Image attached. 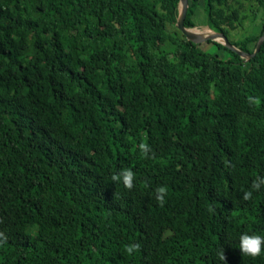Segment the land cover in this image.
I'll use <instances>...</instances> for the list:
<instances>
[{
	"label": "trees",
	"instance_id": "trees-1",
	"mask_svg": "<svg viewBox=\"0 0 264 264\" xmlns=\"http://www.w3.org/2000/svg\"><path fill=\"white\" fill-rule=\"evenodd\" d=\"M188 1L256 54L264 0ZM179 11L0 0V264H264L238 239L264 235V47L211 54Z\"/></svg>",
	"mask_w": 264,
	"mask_h": 264
},
{
	"label": "clouds",
	"instance_id": "clouds-1",
	"mask_svg": "<svg viewBox=\"0 0 264 264\" xmlns=\"http://www.w3.org/2000/svg\"><path fill=\"white\" fill-rule=\"evenodd\" d=\"M140 148L143 152L147 153L148 145L141 144ZM113 182L123 183L127 188L133 187L134 174L131 169H125L119 171L112 176ZM264 183V179L259 180L258 183L253 185L254 188H258L260 184ZM167 190L165 187L161 186L156 189V199L158 202L163 203ZM251 196V192H245L244 199H248ZM239 250L247 256L256 257L264 254V235H259L255 233L244 232L239 235ZM138 245H131L128 247L127 251L129 253L133 252ZM223 258V256H222Z\"/></svg>",
	"mask_w": 264,
	"mask_h": 264
},
{
	"label": "water",
	"instance_id": "water-1",
	"mask_svg": "<svg viewBox=\"0 0 264 264\" xmlns=\"http://www.w3.org/2000/svg\"><path fill=\"white\" fill-rule=\"evenodd\" d=\"M188 8H189V1L188 0H180V11H179V18L177 21V28L182 32V34L187 38V40L191 43L200 45L207 43L209 41H216L218 43L223 44L226 46L228 49L234 51L235 53L239 54L242 59L246 60L247 62H251L254 60L262 51L264 47V37L261 39L257 52L255 55L251 56L246 54L244 51L233 45L228 37L225 34L217 33L212 30H210L213 34L211 36H200L195 34L192 30L185 27V19L188 13Z\"/></svg>",
	"mask_w": 264,
	"mask_h": 264
},
{
	"label": "rangeland",
	"instance_id": "rangeland-1",
	"mask_svg": "<svg viewBox=\"0 0 264 264\" xmlns=\"http://www.w3.org/2000/svg\"><path fill=\"white\" fill-rule=\"evenodd\" d=\"M199 18L201 19V15L199 16ZM263 28H264V21L261 22V23H259V27L257 26V27L254 29V32L257 33L258 35H260V34L262 33ZM195 29H199V30H201V31L206 30V28L203 27V26H198V27H196ZM201 49H202V50H205V51H207V52H209V53H211V54H214V55L219 54V51H218L217 48H215L213 45H208V44L206 45V44H203L202 47H201ZM226 56H227V55H223L222 58H223V57H226Z\"/></svg>",
	"mask_w": 264,
	"mask_h": 264
},
{
	"label": "bare ground",
	"instance_id": "bare-ground-1",
	"mask_svg": "<svg viewBox=\"0 0 264 264\" xmlns=\"http://www.w3.org/2000/svg\"><path fill=\"white\" fill-rule=\"evenodd\" d=\"M192 31L195 34L200 35V36H203V37L211 36L213 34L208 28H206V30H203V31L194 28Z\"/></svg>",
	"mask_w": 264,
	"mask_h": 264
}]
</instances>
